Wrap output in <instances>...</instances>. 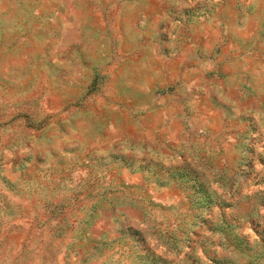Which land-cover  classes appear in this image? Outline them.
I'll return each instance as SVG.
<instances>
[{
    "label": "rangeland",
    "instance_id": "obj_1",
    "mask_svg": "<svg viewBox=\"0 0 264 264\" xmlns=\"http://www.w3.org/2000/svg\"><path fill=\"white\" fill-rule=\"evenodd\" d=\"M0 264H264V0H0Z\"/></svg>",
    "mask_w": 264,
    "mask_h": 264
}]
</instances>
